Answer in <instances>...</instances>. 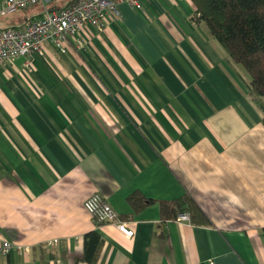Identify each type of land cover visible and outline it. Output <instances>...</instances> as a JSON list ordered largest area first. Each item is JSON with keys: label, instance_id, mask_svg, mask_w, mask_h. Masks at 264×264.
<instances>
[{"label": "crops", "instance_id": "1", "mask_svg": "<svg viewBox=\"0 0 264 264\" xmlns=\"http://www.w3.org/2000/svg\"><path fill=\"white\" fill-rule=\"evenodd\" d=\"M141 3L120 5L104 32L83 30L66 54L0 70V237L15 248L0 264H85L91 232L104 242L99 264H264V116L252 80L192 23L190 0ZM45 11L0 19V30ZM135 193L157 204L137 214ZM186 194L212 227L162 223L159 203ZM94 195L133 239L91 218Z\"/></svg>", "mask_w": 264, "mask_h": 264}, {"label": "built area", "instance_id": "2", "mask_svg": "<svg viewBox=\"0 0 264 264\" xmlns=\"http://www.w3.org/2000/svg\"><path fill=\"white\" fill-rule=\"evenodd\" d=\"M55 0H9L0 6V19L38 6L49 5ZM142 0H77L67 8L49 12L38 20L29 18L26 26L16 29L0 30V70L8 63L27 59V69L35 58H52L50 50L61 54L68 52L72 39L86 29L104 32L113 19H119V6L128 4L137 11L143 10ZM76 50L85 49L81 41ZM85 210L94 221L101 225H111L125 236L133 239L135 232L129 224L120 219L112 207L99 195L92 196L85 204ZM179 224H191L190 216L180 215ZM15 248L0 237V256H8Z\"/></svg>", "mask_w": 264, "mask_h": 264}, {"label": "trees", "instance_id": "3", "mask_svg": "<svg viewBox=\"0 0 264 264\" xmlns=\"http://www.w3.org/2000/svg\"><path fill=\"white\" fill-rule=\"evenodd\" d=\"M76 1L74 0L70 6ZM190 2L195 8L192 23L196 26L204 24L209 36L220 44L231 61L242 66L250 76L252 80L250 96L264 116V0H190ZM46 11L60 10L52 2L46 5ZM128 202L137 214L157 204L140 193L132 195ZM159 206L164 224L176 222L180 215H188L191 225L199 228L212 227L208 216L189 194L174 202H161ZM84 247L82 262L99 264L104 249V242L99 234L96 232L87 234L84 237Z\"/></svg>", "mask_w": 264, "mask_h": 264}, {"label": "rangeland", "instance_id": "4", "mask_svg": "<svg viewBox=\"0 0 264 264\" xmlns=\"http://www.w3.org/2000/svg\"><path fill=\"white\" fill-rule=\"evenodd\" d=\"M68 1H70V0H59L58 2H57V4H56V6H58L59 8H61V7H64L66 4H67V2ZM25 12H19L17 15H15L14 17H21V15L22 14H24ZM127 223V222H126ZM129 224V228H130V223H128Z\"/></svg>", "mask_w": 264, "mask_h": 264}]
</instances>
